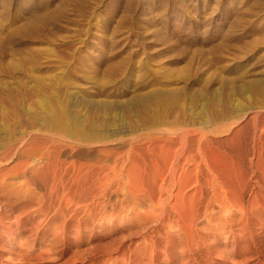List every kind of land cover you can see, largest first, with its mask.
<instances>
[{
	"label": "rangeland",
	"instance_id": "374dc122",
	"mask_svg": "<svg viewBox=\"0 0 264 264\" xmlns=\"http://www.w3.org/2000/svg\"><path fill=\"white\" fill-rule=\"evenodd\" d=\"M250 103L264 104V0H0V139L3 141L31 132L41 136L31 141L34 149L49 146L51 142L47 140L55 137L48 131L52 122L58 117L67 121L73 114L86 120L88 128L91 123V129L104 131L105 141L94 149L100 158L109 161L128 148L122 143L123 136L150 132L154 128V116L159 114L161 127L158 125L155 131L167 123L171 128L178 125L173 122L185 121L179 125L186 123L195 129L194 141L201 137L197 144H205L209 151L216 149L219 157L223 154L226 158L220 157L223 161L228 160L235 167L240 159L241 164L247 160L250 150L247 135L251 137L254 124H264L261 122L264 107H260L254 124L243 122L247 125L245 129L242 121L239 124L242 117V113H236L239 104ZM116 119L121 121L118 123ZM231 121L237 123L232 125ZM215 122L220 123L218 128L213 127ZM115 123L122 125L119 129L132 127L133 130L122 133ZM205 123L207 128L203 126ZM168 125L165 127L169 128ZM220 127L227 131L222 133ZM197 129L206 132L200 136ZM234 129L241 134L234 133ZM4 208L6 214L0 222L13 228L10 241L5 237L4 248L14 245L21 252L34 254L51 238V226L36 231L34 226L39 220L35 218L15 224L14 210L8 211L11 208L6 205ZM198 225L206 226L204 231L209 234V244H204L200 252L192 250L193 253L183 255L166 250L159 254V259L155 256L153 263L264 264V229L258 228L252 240H244L237 232L227 238L217 235L215 230H209L211 226L203 218ZM136 228L135 223H125L102 228L95 235L87 232L73 248L84 251L91 245L121 236L124 244L130 243L133 248L141 235ZM54 258L33 262L62 264L65 257ZM0 260L17 264L14 262L18 259L15 253L4 251Z\"/></svg>",
	"mask_w": 264,
	"mask_h": 264
},
{
	"label": "bare ground",
	"instance_id": "6f19581e",
	"mask_svg": "<svg viewBox=\"0 0 264 264\" xmlns=\"http://www.w3.org/2000/svg\"><path fill=\"white\" fill-rule=\"evenodd\" d=\"M260 107H264V104H239V107H236V113H242L239 124L241 121L242 125L247 121L254 124ZM103 108L107 111L106 106ZM46 115H49L48 112ZM76 116L70 114L67 121H62L63 119L58 117V120L52 122L48 131L55 137L47 140L51 142H48L49 146L46 144L42 148L34 149L31 141L34 142L39 135H33L31 132H26L30 136L28 139L27 134L20 131L21 134L17 133L18 135L10 138L12 141L0 139V220L6 214L4 208L6 205L11 208L8 211L14 210L15 224L24 219L35 218L39 220L34 226L36 231L51 226V238L44 242L45 245L36 253L31 254L21 252L14 245L10 249L4 248L5 237L10 241L13 228L10 224L4 225L0 222V257L3 258V252L6 251L16 254L18 260L14 263L17 264H34L33 260L53 257H58V260L65 257L64 261L61 260L64 262L62 264H154V259L156 257L159 259V254L166 253V250L183 255L189 254L192 250L200 252L209 238L208 232L204 231L206 226L198 225L199 219L202 218L211 226L209 230H215L217 235L221 234L225 238L232 237L237 232L244 240H252L258 228L264 229V124L260 123L259 126L254 124L251 133L249 131L251 137L247 135L250 138L249 154L245 157L247 160L242 159L244 163L241 164L240 159L234 167L232 164L229 165L228 160L223 161L220 158L223 154L219 157L214 151L216 149L211 148L209 151L206 150L208 148L204 146L205 144L203 146L197 144L196 140L199 143L201 137L194 141L195 129L192 130L186 123L180 126V122H173L178 125L171 128L165 123L169 128L165 125L163 126L165 128L155 131L160 122V116L157 118L156 115L154 119L152 118L153 122L149 120L154 127L150 132L146 130L143 134L140 129V132L136 134L130 132L131 134L125 138L122 135V143L128 145V148L122 152L123 154L120 152L123 149L119 151L120 154L116 152L118 157L115 155L110 159L112 161H108L106 158H100L94 149L97 144L105 141L104 131L98 132V128L91 129L93 126L91 123L92 126L88 125L90 127L88 128L86 120L85 124L82 118ZM198 117L201 119L203 116ZM203 119L205 120V117ZM87 120L89 121L88 118ZM231 123L234 125L233 123L237 121ZM219 124L215 122L213 127L218 128ZM246 124L241 127L245 129ZM204 125L206 126V123ZM94 126L97 127L96 124ZM120 126L122 127L117 125L118 129ZM136 127L138 126L135 122ZM220 129L222 130V127ZM129 130L133 128L119 129L122 133L126 131L128 133ZM223 130L222 133L227 131ZM202 132L199 133L200 136ZM236 132L241 134V131ZM109 136L111 137L110 134ZM235 138L234 136V140ZM247 143L246 145H249ZM107 146L110 148L111 145ZM144 150L147 153L146 158L142 155L145 153ZM57 151L59 152L56 154ZM111 155L110 158L113 157ZM125 223H135L138 233L141 234L133 248L130 243L124 244L122 236L117 237L118 240L114 237L115 239L112 238L106 243L91 245L87 250H84L86 249L84 247V251H80L82 248L80 250L73 248V244L88 233L95 235L100 233L102 228ZM0 264L5 262L0 260Z\"/></svg>",
	"mask_w": 264,
	"mask_h": 264
}]
</instances>
